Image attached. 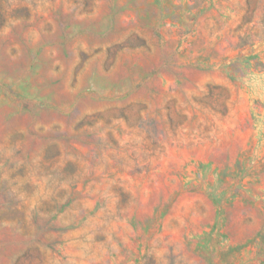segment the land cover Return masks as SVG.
<instances>
[{
  "label": "rangeland",
  "instance_id": "374dc122",
  "mask_svg": "<svg viewBox=\"0 0 264 264\" xmlns=\"http://www.w3.org/2000/svg\"><path fill=\"white\" fill-rule=\"evenodd\" d=\"M0 264H264V0H0Z\"/></svg>",
  "mask_w": 264,
  "mask_h": 264
}]
</instances>
